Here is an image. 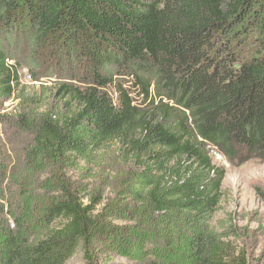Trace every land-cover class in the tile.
Returning a JSON list of instances; mask_svg holds the SVG:
<instances>
[{
    "label": "trees",
    "instance_id": "16d2710c",
    "mask_svg": "<svg viewBox=\"0 0 264 264\" xmlns=\"http://www.w3.org/2000/svg\"><path fill=\"white\" fill-rule=\"evenodd\" d=\"M18 51L78 76L56 92L69 114L18 115L31 139L11 170L0 159V264L79 251L87 264H246L223 259L210 226L225 170L208 146L264 160V0H0V106L20 85ZM114 141L133 167L98 212L65 170Z\"/></svg>",
    "mask_w": 264,
    "mask_h": 264
},
{
    "label": "rangeland",
    "instance_id": "374dc122",
    "mask_svg": "<svg viewBox=\"0 0 264 264\" xmlns=\"http://www.w3.org/2000/svg\"><path fill=\"white\" fill-rule=\"evenodd\" d=\"M27 56L22 51L17 52L20 85L13 98L0 106V159L10 170L31 139L29 132L17 126L19 113L35 109L37 114L45 111L69 114L75 107L69 97L56 94L62 81L76 83L74 78L78 73L74 74V65L32 62ZM70 71L73 74L70 75ZM136 102H140L139 97ZM208 151L213 164L225 170L220 203L210 220L211 228L220 239L221 256L225 261L237 258L246 264H264V160H246L242 154L229 157L215 146H208ZM132 167L126 148L114 141L79 159L78 164L67 168L65 173L80 190L83 202L101 212L116 203L124 175ZM126 262L113 256L109 264ZM66 264L87 263L79 251Z\"/></svg>",
    "mask_w": 264,
    "mask_h": 264
},
{
    "label": "built area",
    "instance_id": "2783aa9c",
    "mask_svg": "<svg viewBox=\"0 0 264 264\" xmlns=\"http://www.w3.org/2000/svg\"><path fill=\"white\" fill-rule=\"evenodd\" d=\"M217 154V157L220 158L221 154H219L218 152H215Z\"/></svg>",
    "mask_w": 264,
    "mask_h": 264
}]
</instances>
